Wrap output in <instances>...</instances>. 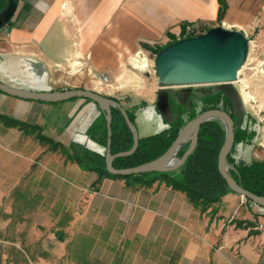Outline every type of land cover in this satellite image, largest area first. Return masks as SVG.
I'll list each match as a JSON object with an SVG mask.
<instances>
[{
  "label": "crops",
  "instance_id": "crops-1",
  "mask_svg": "<svg viewBox=\"0 0 264 264\" xmlns=\"http://www.w3.org/2000/svg\"><path fill=\"white\" fill-rule=\"evenodd\" d=\"M225 1L219 22L217 0H17L0 33V81L18 88L98 92L133 112L142 138L169 126L155 107L154 69H137L131 61L142 44L166 46L200 27L239 30L249 39L250 75L238 74L234 85L250 107L240 127L253 135L237 142L231 156L245 163L264 160V0ZM209 23L215 24L205 26ZM101 74L108 75V84ZM100 114L83 98L48 103L0 92V199L21 188L48 195L64 230L98 231L111 240L151 246L159 258L155 264H264L263 224L257 226L255 209L243 205L240 195L226 193L213 214L201 212L184 192L159 181L142 186L104 176L96 182L95 171L68 159L60 147L104 153L105 146L87 136ZM4 119L34 129L24 132ZM37 135L59 146L52 149Z\"/></svg>",
  "mask_w": 264,
  "mask_h": 264
},
{
  "label": "water",
  "instance_id": "water-1",
  "mask_svg": "<svg viewBox=\"0 0 264 264\" xmlns=\"http://www.w3.org/2000/svg\"><path fill=\"white\" fill-rule=\"evenodd\" d=\"M16 10V2L8 0L0 13V33L12 18ZM249 39L241 31L227 29L221 25L211 27L207 31L189 37L179 38L160 50L154 57V73L159 89L155 107L161 117L171 121L169 92L174 87L194 85H216V88L229 100L235 110L239 123L244 118V101L240 91L234 85L238 72L247 59ZM0 92L26 100L48 103L61 102L72 98L88 99L96 104L104 115L107 139L104 147L105 169L113 175H131L150 172H167L180 167L195 147L200 126L212 119L219 120L225 129L223 144L218 153L217 167L226 181L228 188L253 204L264 208V196H258L244 189L229 172L227 156L234 143V121L224 110L208 109L198 113L186 121L168 149L159 157L145 163L126 168H114L112 161L117 156L129 155L137 147L138 135L126 110L121 104L98 92L83 88L38 90L18 88L0 81ZM117 108L132 133V147L116 154L111 153V112ZM188 143L183 154L176 158L177 151Z\"/></svg>",
  "mask_w": 264,
  "mask_h": 264
},
{
  "label": "trees",
  "instance_id": "trees-1",
  "mask_svg": "<svg viewBox=\"0 0 264 264\" xmlns=\"http://www.w3.org/2000/svg\"><path fill=\"white\" fill-rule=\"evenodd\" d=\"M14 1L16 2L17 0ZM7 2L8 0H0V13ZM217 2L219 5L217 21L220 22L225 14L227 5L225 0H217ZM207 30L208 28L200 27V32L197 34ZM197 34H190L186 37ZM173 41L175 40L171 42ZM163 47H151L147 44H142V48L152 51L154 54ZM183 93L184 89H180L176 93L171 91L169 94V105L172 116L168 128L156 134L138 138L137 147L131 154L117 156L113 159L112 164L114 168L133 167L159 157L168 149L186 121L208 109H222L233 119V147L239 141H248L253 135V132L240 127L234 108L216 87L209 93L201 94L194 102V106L199 105V111H195V107H188V102H192L194 96L191 93H188V95H184ZM85 100L89 101L88 99ZM126 113L129 120L133 122V112L126 110ZM111 117V153L116 154L129 150L133 143L132 133L127 127L123 115L119 109L112 108ZM4 122L10 126H16L24 132H30L34 129L14 120L4 119ZM87 136L102 146L106 145V123L102 112L87 130ZM224 136V125L219 120L212 119L203 123L198 130L195 147L184 163L177 169L167 172L113 175L105 169L103 154L89 152L84 149L76 151L73 149L75 145L72 146V153L62 147H60V151L68 159L76 162L81 168L95 171L97 173L96 182L104 176L123 178L131 185L151 186L155 181H159L166 186H170L172 189L184 192L187 200L193 206L199 208L201 212L209 210L213 214L215 212L214 204L218 203L223 195L232 192L228 188L224 178L220 175L217 167L218 153L223 144ZM37 137L41 141L51 144L52 149H56L59 146L48 137L43 135H37ZM187 146L188 143L177 151V158L183 154ZM233 147L226 159L232 177L244 189L255 195L264 196V160L251 161L249 163L243 161L236 162L231 156ZM246 201L251 202L248 199Z\"/></svg>",
  "mask_w": 264,
  "mask_h": 264
},
{
  "label": "rangeland",
  "instance_id": "rangeland-1",
  "mask_svg": "<svg viewBox=\"0 0 264 264\" xmlns=\"http://www.w3.org/2000/svg\"><path fill=\"white\" fill-rule=\"evenodd\" d=\"M212 24L215 23L205 26ZM141 50L142 53H134L135 61H131L137 69L151 72L154 69L155 54L144 48ZM246 62L247 60L238 72L242 79L249 78L250 75ZM128 68L134 69L132 64H128ZM262 69L261 64L256 72L260 73ZM243 83L246 85L244 90L248 91L247 79ZM239 86L242 85L239 83ZM215 87L216 85H194L174 87L173 91L176 93L180 89H186L184 95L191 93L194 96L193 101L188 102V107H195V111H199V105L194 106V102L201 94L209 93ZM244 97H248L246 92ZM249 109L250 107H245V114L248 115ZM48 197L41 196L39 192H24L21 188L16 192L5 193L0 199V264H155L154 260L159 259L153 255L151 246L142 247L136 242L111 240L98 231L77 233L64 230V225L56 220L55 203L52 199L48 200ZM240 200L243 205L246 203L248 207L255 209L256 224L260 226L258 223L261 222L264 227V208L247 202L241 196ZM50 204L53 206L50 207Z\"/></svg>",
  "mask_w": 264,
  "mask_h": 264
},
{
  "label": "built area",
  "instance_id": "built-area-1",
  "mask_svg": "<svg viewBox=\"0 0 264 264\" xmlns=\"http://www.w3.org/2000/svg\"><path fill=\"white\" fill-rule=\"evenodd\" d=\"M100 78H101V81H102L104 84H108V83H109V77H108V75H106V74H101V75H100Z\"/></svg>",
  "mask_w": 264,
  "mask_h": 264
}]
</instances>
